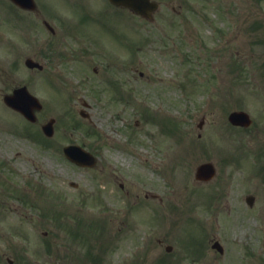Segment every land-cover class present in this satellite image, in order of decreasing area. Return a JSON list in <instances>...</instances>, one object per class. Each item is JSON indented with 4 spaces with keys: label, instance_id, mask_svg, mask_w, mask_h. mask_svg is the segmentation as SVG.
I'll list each match as a JSON object with an SVG mask.
<instances>
[{
    "label": "rangeland",
    "instance_id": "374dc122",
    "mask_svg": "<svg viewBox=\"0 0 264 264\" xmlns=\"http://www.w3.org/2000/svg\"><path fill=\"white\" fill-rule=\"evenodd\" d=\"M76 1L78 15L86 19L75 29L103 46L110 42L113 54L119 57L122 52V58L111 56L115 61H110L106 49L86 36L75 39L71 48L60 49L70 57L50 55L43 75L46 79L65 78L58 83L63 95L36 94L48 108L43 120L57 118L52 150L40 151L37 144L34 155L32 144L13 135L11 129L0 137V152L8 145L13 158L9 162L14 170L6 167V171L20 184L10 188L11 195L4 193L0 256H5L0 264H8V259L14 264H77L69 256L73 251L83 254L85 247L73 242L64 226L76 227L75 221L63 217L55 224L43 216L52 214L48 203L57 199L70 208L61 209V214L74 220L81 219L76 216L81 208L92 214L105 208L113 216L111 238H107L109 228L104 224L95 239L98 243L93 245L96 241L90 239L91 251L98 246L106 251L105 264H159L169 258L175 264H194L184 254L193 238L205 248L197 264H264V175L261 178L257 173V162L264 169V0H157L162 8L153 22L129 15L132 21L109 11L95 22L94 17L101 13L94 8L96 1ZM117 17L123 21L118 23L122 36L131 37L123 39V50ZM124 41L137 44L135 50ZM2 49L0 69L11 71L14 65H6ZM89 56L97 58L90 62ZM95 68L100 70L98 75ZM11 73L12 83L22 78L21 71ZM107 79L123 87L118 103L113 102L118 88H111ZM6 82L5 73H0V84ZM46 90L45 86L39 88L40 93ZM81 99L91 104V122L79 115ZM147 110L151 112L146 120L143 114ZM235 110L251 115L250 129L228 123L229 113ZM0 118L23 122L2 101ZM66 119L74 123L68 125ZM103 130L117 144L104 137ZM69 144L93 152L98 167L86 170L68 162L63 147ZM207 161L217 165L218 176L199 189L193 171ZM42 171L45 187L37 189L34 182H39ZM123 182L125 190L120 188ZM146 192L164 199H145ZM249 194L257 198L253 208L245 202ZM135 200L146 201L147 206H131L130 216L139 217H131L135 225L130 227L124 214ZM176 200L184 202L183 212L189 213L157 223L158 215H167ZM160 204L165 205L166 213L157 207ZM191 204L195 206L185 207ZM94 219L100 221V217L92 218L84 227L99 231ZM84 227L76 228L80 237L86 235V231L80 233ZM115 236L116 244L111 241ZM215 240L224 246V256L212 249ZM168 245L174 248L172 256H165Z\"/></svg>",
    "mask_w": 264,
    "mask_h": 264
},
{
    "label": "flooded vegetation",
    "instance_id": "af4514ba",
    "mask_svg": "<svg viewBox=\"0 0 264 264\" xmlns=\"http://www.w3.org/2000/svg\"><path fill=\"white\" fill-rule=\"evenodd\" d=\"M71 4L70 0H28L26 2L0 0V47L3 46L2 50L6 52L7 59H5L8 60L6 65L10 63L14 65L11 71L0 69V73H5L8 80V83L0 84V97L11 94L23 86H28L32 91L29 84L32 82L37 83L35 89L40 93L39 88L42 86L47 88L45 92H49L52 91L54 85L65 81V78L59 79L58 75L54 79H46L43 74L48 71L46 60L50 55L52 58H61L60 49L71 48L75 42L74 13L65 8ZM85 19L77 14L76 20L79 22H76V25L79 27ZM68 54L67 52L66 58L70 57ZM96 58V56H89L90 62L95 61ZM28 59L42 65L41 69L40 67L34 70L24 68ZM12 71H22L26 74L21 72L22 80L20 79L19 82L15 80L12 83L8 74H12ZM93 71L96 75L100 73L99 68H95ZM35 78L36 81H28ZM12 112L25 122L29 132L34 131L38 137L42 136L43 111L38 113V120L35 123H29L21 114ZM46 139L51 141L54 138ZM257 164L259 165V162ZM120 185L122 189L125 187L122 183ZM1 188H3L2 185H0ZM159 241L162 242V240Z\"/></svg>",
    "mask_w": 264,
    "mask_h": 264
},
{
    "label": "water",
    "instance_id": "95a60500",
    "mask_svg": "<svg viewBox=\"0 0 264 264\" xmlns=\"http://www.w3.org/2000/svg\"><path fill=\"white\" fill-rule=\"evenodd\" d=\"M112 1L118 5H124L130 7L136 12L141 13L148 18H151L150 12L157 9L156 5L150 4L149 0H112ZM6 102L12 107L21 111L27 117L32 118V109L36 105L34 104L35 101L33 102V100L30 98L26 90H20L16 93L14 97L6 98ZM230 121L234 125L245 126V127L251 124L249 116L244 112H235L231 114ZM66 153L69 156V158L73 159L80 165L94 164V160L91 158V155H89L88 153L84 152L79 148L67 149ZM200 172L205 174L210 173V175H212L213 173L212 166L211 165L203 166L201 167Z\"/></svg>",
    "mask_w": 264,
    "mask_h": 264
}]
</instances>
